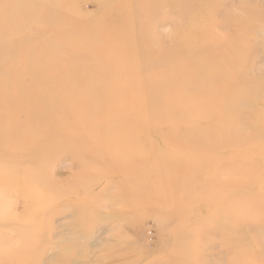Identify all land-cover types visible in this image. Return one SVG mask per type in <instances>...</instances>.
<instances>
[{
	"label": "rangeland",
	"instance_id": "374dc122",
	"mask_svg": "<svg viewBox=\"0 0 264 264\" xmlns=\"http://www.w3.org/2000/svg\"><path fill=\"white\" fill-rule=\"evenodd\" d=\"M36 1L0 0V28L6 34L0 40V51L8 56L0 59V90L11 87L9 101L20 99V104H27L34 99L25 97L27 83H41L33 72L17 77L4 74L12 49L26 47L35 54L41 40L52 55L61 52L80 71L74 79L61 78L66 85L81 83L86 92H103L100 83L115 82V76L106 78L104 68L92 63L97 52L92 54L89 45L99 39L88 37L79 42L72 34L96 27L94 20L110 9L107 1L80 0L75 8L70 0H44V7ZM134 1L152 6L161 0ZM167 3L158 14L143 13L150 33H158L159 44L165 48L160 65L165 69L172 62L168 53L174 38V46L184 55L197 53L192 63L204 68L201 83L214 85L203 94H186L182 86L174 88L169 82L168 99L174 105L164 108L152 125L175 119L182 124L187 133L180 129L175 138L183 141L180 152H176L178 144L165 141L166 150L177 154L156 155L160 167L148 162L139 175L105 177L87 192L77 188L70 192L81 156L63 153L49 162L37 188L39 196L29 189L0 188V258L5 263L15 264L23 255L32 256L30 264H264V0ZM68 5L69 10L65 9ZM39 13L43 21L28 24ZM133 14L134 21L146 25ZM254 15L259 19L254 21ZM58 19L64 22L60 29L68 31L55 26ZM67 20L75 25L69 26ZM40 30L45 34L42 38ZM65 32L70 36L61 38ZM26 33L30 34L27 38ZM44 56L42 51L38 58ZM117 56L114 52L110 58L117 60ZM84 58H88L86 63ZM138 62L153 66L142 58ZM150 68L125 78L138 84L128 89L142 93L159 89L150 86L164 83L166 72H151ZM214 101L217 109L211 106ZM154 106L149 101L142 110ZM203 113V122L194 123ZM32 115L25 111L19 120L25 122ZM124 144L115 142L120 147ZM200 147L203 155H199ZM94 170L101 172L103 167ZM136 180L141 193L121 195V189ZM186 185L187 195L182 192Z\"/></svg>",
	"mask_w": 264,
	"mask_h": 264
},
{
	"label": "bare ground",
	"instance_id": "6f19581e",
	"mask_svg": "<svg viewBox=\"0 0 264 264\" xmlns=\"http://www.w3.org/2000/svg\"><path fill=\"white\" fill-rule=\"evenodd\" d=\"M106 1L111 10H103L100 17L94 20L96 24L98 23L96 27L82 31V33H72L79 42L88 37L99 39L89 45L92 54L97 52L92 63H97L104 68L102 74L106 78L110 76L117 78L115 82L100 83L98 87L104 88L103 92H86L81 83L66 85L63 80H60L63 77L74 79L80 71L71 66L72 64L70 65L61 52L59 55L56 54L57 58L52 55L49 48L43 46V40L39 41L38 47L41 49L35 50V54L33 50H28L26 47L20 46L12 49L4 74L8 73L17 77L27 72H33L40 77L41 83H27L25 97H34L27 104H20V99L9 101L11 87L0 90V168L5 165V168L0 172V188L3 187L13 192L29 189L33 196H39L37 188L44 179L43 173L47 172L46 168L49 162L56 158L55 155L63 153H65L64 155L69 154V156H81L79 161L76 159L80 168L70 185V192L76 191V188L87 192L91 185L99 179L119 176L122 173H129L134 177L133 175H137V173L139 175L142 172L144 164H148V162H151L155 167L159 166L156 155L177 154L166 150L165 141L178 144V148L175 149L176 152H180L179 146H183V141L176 142L175 138L179 137L180 129L187 133L186 129L181 127L182 124L177 123L175 119V121L169 120L161 126L152 125L164 108L174 105L168 99L172 92L168 87L169 82H172L174 88L182 86L186 94L195 91L198 94H203L209 92L214 85L204 81L201 83L204 68L202 64L192 63V59L197 53L195 52L191 56L184 55L174 46L176 45L174 38L172 39L173 49H169L168 53L173 56L172 62L168 63L169 66L165 69L164 65H160L166 57V52L163 51L165 48L159 44L161 37L158 36V33L152 31L150 33L151 28L146 23L149 20L145 19L144 12L160 13L161 8L163 10V7L168 5L167 0H161L152 6L134 0ZM78 2L80 0H70V5L75 8ZM35 3L44 7L46 2L37 0ZM70 5L65 9L69 10ZM133 11L135 18L136 16L141 17L140 19L144 20L146 25L143 24V26L141 21H138L140 24L138 25V22L133 20ZM117 16L124 19L130 18L125 21L123 18L117 19ZM256 16L254 15V17ZM258 19L259 16L254 21ZM40 20L43 21L40 13L35 14L30 17L28 24L40 23ZM136 20L138 19L136 18ZM108 22L111 23L110 26H108ZM66 23L69 26L75 25L72 20H67ZM62 24L64 22L61 23L58 19L55 26L60 29ZM43 32L40 30L39 37L45 36ZM68 34L65 32L60 37L66 38L70 36ZM5 35L3 29L0 28V40L4 39ZM27 36L30 34L26 33V38ZM127 47L128 51H123ZM42 51L45 56L43 59H39L38 56L42 54ZM114 52L119 54L117 60L110 58ZM6 58L8 56L0 51V59ZM139 58L150 62L153 66L150 68L148 67L149 63H139ZM86 60L88 58H84L85 63ZM155 63H159L160 66L154 67ZM147 68H150L151 72H166L164 83L150 86V88L159 89L146 91L147 93L128 89L129 86L133 87L138 84L124 81V79L133 73L139 75V72L146 71ZM130 71L131 73H129ZM169 74L173 76L171 77ZM119 88L125 90H117ZM149 101L155 105V108L149 111L142 110L146 102ZM244 104L237 107L238 113L243 110ZM193 105L192 110L194 111ZM12 106L14 108H11ZM211 106L212 108L215 106V109L218 108L216 101ZM200 108H202L201 105ZM25 111H31L33 115L27 117L25 122H21L19 116ZM188 114L189 112H187ZM190 116L194 118V115ZM204 118L205 114L203 113L196 118L194 123H201ZM186 120H191V117ZM189 124H192L191 121ZM198 133L202 134V129H199ZM118 140L125 141V144L121 147L116 146L115 142ZM200 148L202 151H199V155H203V148ZM182 153L195 155L193 151L188 153L182 151ZM84 157L88 158V161L82 160ZM98 165L103 167V171L94 170V167ZM37 172L41 173V176ZM176 172L182 171L179 169ZM180 176L186 178L184 173H180ZM138 181L136 180L130 185L126 184L125 189L120 191L121 195L127 197L130 194L141 193ZM184 189L182 192L187 195V185L184 186ZM31 260L32 256L24 258L23 255H19L15 264H30ZM6 261V259L0 258V264H7Z\"/></svg>",
	"mask_w": 264,
	"mask_h": 264
}]
</instances>
